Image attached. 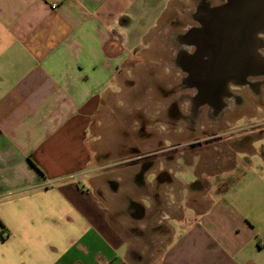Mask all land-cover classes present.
Masks as SVG:
<instances>
[{
	"label": "crops",
	"instance_id": "1",
	"mask_svg": "<svg viewBox=\"0 0 264 264\" xmlns=\"http://www.w3.org/2000/svg\"><path fill=\"white\" fill-rule=\"evenodd\" d=\"M215 1L0 0V264H127L133 234L112 186L124 164L112 155L170 140L156 91L183 70L171 26ZM181 165L143 176L171 186L152 195L171 223L153 263L264 264V169L240 174L226 200L177 178ZM150 198L137 207L142 231Z\"/></svg>",
	"mask_w": 264,
	"mask_h": 264
},
{
	"label": "flooded vegetation",
	"instance_id": "2",
	"mask_svg": "<svg viewBox=\"0 0 264 264\" xmlns=\"http://www.w3.org/2000/svg\"><path fill=\"white\" fill-rule=\"evenodd\" d=\"M226 4L227 0H218L208 9L201 6L178 38L177 64L183 69L182 76L173 85L178 96L171 102L166 101L156 118L158 123L163 124L165 120L169 124L162 129H171L170 137L174 141L159 140L153 151L135 146L126 150L122 163L138 168L137 180L156 162L161 166L172 161L184 164L190 155L189 163L196 166V170L192 167L194 182L190 188L205 190V178L219 173L209 175L197 169L200 162V155L195 154L197 150L213 151L217 172L223 149L215 144L228 145L231 151L252 144L247 128L255 129L258 114L264 111L260 94L264 89V31L242 30L236 21H228V16L210 13ZM214 66L221 70L218 76L213 75ZM201 118L205 124L197 127ZM244 119L250 121L249 125H243ZM232 122L236 126H231ZM181 128L187 130L189 141L186 143L177 141Z\"/></svg>",
	"mask_w": 264,
	"mask_h": 264
},
{
	"label": "rangeland",
	"instance_id": "3",
	"mask_svg": "<svg viewBox=\"0 0 264 264\" xmlns=\"http://www.w3.org/2000/svg\"><path fill=\"white\" fill-rule=\"evenodd\" d=\"M216 2V1H215ZM184 17L180 18L173 26H171V30L178 31V33L181 35L183 31L186 29L187 23L189 24V21L185 19ZM167 26H165L166 28ZM165 40V39H164ZM168 42V41H167ZM171 45L173 48H179L180 46L172 41ZM170 42L168 43L170 45ZM166 44V43H165ZM179 76H182L181 72L179 71ZM164 79L162 80V87L161 91L157 90L158 87H156V96L160 95L164 99L163 101H173L178 94L175 93L174 90V84H176V81L172 80V76H167L166 74H163ZM174 90V91H173ZM166 92H173V94L167 95ZM139 94V93H138ZM261 94V100L264 104V89L260 91ZM166 95V96H165ZM158 98V97H157ZM161 98V97H160ZM161 98V99H162ZM167 99V100H166ZM257 122L258 126L251 130L250 128H247L249 130V135L252 136V144L250 145L251 151L249 150H230L228 145H219L218 143L215 144L218 145L219 148L223 149V153L221 157H223L222 161L225 163L224 165L220 166V170L216 172L214 169L215 166V156L213 154V151L210 149L206 153H202V149L197 150L195 154L200 155V162L198 165V170L203 171L209 175H212L213 173H219L218 176H212L211 178H205V182L203 183V187L207 189L208 196H212L215 198H221L229 200L231 195H233L234 192V183L239 178L240 174L246 172V174L249 176L252 173L258 172L262 169H264V111L262 113L258 114ZM233 121V117L231 119ZM243 125H249L250 121L244 119ZM163 124L169 125L165 120L163 121ZM205 124V121L203 118L200 119L199 122L196 123V126H200ZM180 125V124H179ZM231 126H236L233 122L231 123ZM198 135V134H196ZM138 137V134H132V140L135 141L133 138ZM229 136V134L225 135ZM170 140L174 141L171 137ZM180 142L186 143L189 141V137L187 135V130L181 128L180 132L178 134V140ZM212 147V146H211ZM146 149L145 151H147ZM144 151V150H143ZM253 151V152H252ZM253 153V155H252ZM114 158V163L122 162L125 156H127L126 150L122 147L117 148V150L112 155ZM124 157V158H123ZM188 159L186 163H189L190 155L187 156ZM233 160L236 161V169L233 173H223V169H228L233 164ZM220 161V160H219ZM158 162H156L153 166H156ZM253 164L255 167L250 171V165ZM153 166L151 168H153ZM128 166H116L115 173L118 175L116 178H112L113 180V186L115 191L119 195V201L120 203L124 204V209L121 211L123 212L122 215L124 217V229L126 232L124 233L126 236L129 234V230L131 234H133V237L131 242V251L126 259L127 264H154V260H158L164 251L167 239V223H170L166 221L160 220V211L164 212L169 211L168 205L166 202L163 201H156L157 199L152 198V195H155L156 193L161 191H167L171 186L166 185L162 186L160 183L155 182L156 180H153L152 178H149V182H145L144 178L137 180L136 177L132 176L134 171H132V174L129 172H126L124 169H127ZM111 169V168H110ZM113 169H111L113 171ZM194 170H196V166L194 164L193 167ZM124 170V171H123ZM136 173L138 171V168H135ZM151 169L148 170V172ZM190 167L186 166L184 163V166L181 165V169L178 171L177 178L181 179L184 183L192 184L194 182V175L193 171ZM135 174V173H134ZM173 190H177V186L173 188ZM227 192V194H226ZM145 195H151L150 201H151V210L150 215L146 217V221L148 223L147 226H149L146 230H140L139 229V214L136 213L137 206H139L142 203V199ZM102 202H106L105 198H101ZM146 204V202H143ZM160 215V216H159ZM160 221V222H159ZM123 222V221H122ZM171 224V223H170ZM120 226V227H122ZM141 231V232H140ZM143 254V255H142ZM141 259V262L138 261L137 258ZM158 264V263H155Z\"/></svg>",
	"mask_w": 264,
	"mask_h": 264
},
{
	"label": "water",
	"instance_id": "4",
	"mask_svg": "<svg viewBox=\"0 0 264 264\" xmlns=\"http://www.w3.org/2000/svg\"><path fill=\"white\" fill-rule=\"evenodd\" d=\"M210 13L228 16L227 20L236 21L242 30L264 31V0H227L226 5L214 8ZM212 70L213 75L221 73L218 66L212 67Z\"/></svg>",
	"mask_w": 264,
	"mask_h": 264
}]
</instances>
